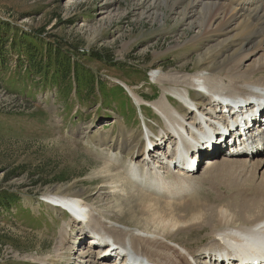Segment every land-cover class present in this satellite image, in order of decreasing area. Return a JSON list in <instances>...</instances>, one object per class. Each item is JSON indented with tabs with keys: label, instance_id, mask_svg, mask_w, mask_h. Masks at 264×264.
Listing matches in <instances>:
<instances>
[{
	"label": "rangeland",
	"instance_id": "obj_1",
	"mask_svg": "<svg viewBox=\"0 0 264 264\" xmlns=\"http://www.w3.org/2000/svg\"><path fill=\"white\" fill-rule=\"evenodd\" d=\"M151 4L157 8V19ZM169 9L163 0H0V21L13 28L10 37L33 30L42 48L51 44L65 55L58 60L51 57L55 65L46 76H28L18 67L15 53L5 56L7 63L0 69V185L22 199L18 210H0V264H83L80 257L88 249H93L88 264H97L93 261L102 259L98 253L103 250L94 245L95 239L103 242L105 237L98 231L100 224L129 225L133 233L134 227L144 225L138 207L118 203L96 178L105 163L118 173L125 171V154L108 148L120 124L126 131L139 132L142 122L159 121L155 106L163 92L151 74L179 76L173 69L180 63L186 67L181 73L196 70L188 41L197 30L175 19L179 9ZM258 63H264V50L251 53L237 70L243 73ZM250 78L264 80V71ZM127 87L143 99V112ZM94 129L109 137L107 146L91 143ZM210 158L196 163L199 173ZM143 159L139 156L138 162ZM14 169L17 177L5 181ZM67 187L90 190L92 209L84 224L70 223L64 211L54 212L46 204L45 194ZM89 229L96 236L93 244ZM81 230L88 233L80 240L76 236ZM184 231L175 235L177 241L193 246L210 242L203 237L205 232ZM62 234L66 241L59 252L65 259L53 261ZM157 239L196 264L176 244ZM112 257L107 264H117Z\"/></svg>",
	"mask_w": 264,
	"mask_h": 264
},
{
	"label": "bare ground",
	"instance_id": "obj_2",
	"mask_svg": "<svg viewBox=\"0 0 264 264\" xmlns=\"http://www.w3.org/2000/svg\"><path fill=\"white\" fill-rule=\"evenodd\" d=\"M163 2L171 12L179 9L180 16L175 18L178 22L186 21V26H195L197 30L188 41L193 48L190 53L195 56L196 70L181 73L186 67L180 63L177 70L173 69L181 74L179 76L168 73L159 76V73L151 72V77L161 83L163 94L155 106L159 121H153L154 124L144 121L145 132L126 131L118 122L119 133L109 141L102 130L92 131L91 143L100 148L107 146L109 141L108 148L124 153L128 162L123 173H118L116 167L103 164L97 172V182L101 188L108 189L107 193L118 203L133 209L138 207L143 217L140 219L144 221L141 228L134 227V233L129 225L113 228L105 223L100 224L98 231L105 236L103 242L112 240L120 252L137 260V264H143V258L150 264H190L157 238L176 244L196 264H219L215 255L223 258L232 248L230 241L238 242L244 235L252 236L249 239L264 238V159L258 158L257 147L252 149L260 138L264 114L258 120L254 117L245 119L241 130L223 125L224 131L220 132L216 126L220 121L218 114L222 117L221 111H226L231 118L239 117L242 107L235 112L231 107H221L218 113L215 104L217 97L236 99L246 106L244 110L264 103V80L252 81L250 78L252 74L264 71V63L248 66L243 73L237 70L251 53L264 50V0ZM167 2L174 4L168 6ZM148 7L152 8L157 19L156 6L151 4ZM126 91L143 112L140 95L129 87ZM252 124L256 125L257 132L251 130ZM148 144L156 149L144 156ZM194 144L195 147H191ZM237 147L248 148L247 152L252 154L241 153L245 152L243 150L237 154ZM191 149L197 154H190ZM156 151L160 153L155 157L152 153ZM139 156L144 158L143 161L138 162ZM202 156L211 158L207 160L206 170L199 173L195 165ZM189 166L190 171L182 170ZM262 169L263 172L259 173ZM89 193V189L67 187L44 196L54 212L69 210L74 214L69 217L70 223L80 221L84 224L92 209ZM77 198L82 201L73 200ZM191 230L205 232L203 237L210 242L193 246L177 241L175 235ZM87 233L81 230L76 238L81 240ZM92 235L91 244L96 238L94 233ZM61 241V246L52 255L53 261L65 259V255L59 252L66 241L65 234H62ZM238 247L245 248L246 245ZM250 247H246L243 253L252 255L254 246ZM89 250L93 249L81 254L83 264H88L87 259L93 254ZM102 250V255L108 253V246ZM114 253L117 259L119 255ZM113 255L93 262L107 264ZM246 257L250 260L249 256Z\"/></svg>",
	"mask_w": 264,
	"mask_h": 264
},
{
	"label": "trees",
	"instance_id": "obj_3",
	"mask_svg": "<svg viewBox=\"0 0 264 264\" xmlns=\"http://www.w3.org/2000/svg\"><path fill=\"white\" fill-rule=\"evenodd\" d=\"M13 28L7 22L0 21V69L3 63H7L6 57L8 54H17L18 67L24 69V72L29 76L31 74L49 75L55 63H51V57L55 60L64 59L63 51L58 47H52L51 44H42L37 36L38 33L33 30L29 32L21 31L19 36L14 33L12 37L9 36ZM41 44V45H39ZM44 52V54H42ZM46 54V56H45ZM23 72V73H24ZM26 76V75H25ZM23 76V78H25ZM2 85V84H0ZM17 169L10 171L5 181L17 177ZM17 174V175H16ZM21 198L16 192L4 188L0 185V210L6 211L11 208L19 209L21 207Z\"/></svg>",
	"mask_w": 264,
	"mask_h": 264
}]
</instances>
